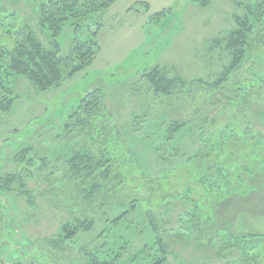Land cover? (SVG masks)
I'll use <instances>...</instances> for the list:
<instances>
[{
	"label": "rangeland",
	"instance_id": "1",
	"mask_svg": "<svg viewBox=\"0 0 264 264\" xmlns=\"http://www.w3.org/2000/svg\"><path fill=\"white\" fill-rule=\"evenodd\" d=\"M201 1L206 6L195 0H115L99 30L85 28L81 34L88 39L96 31L100 47L89 67L47 92L37 91L24 77L12 79L17 99L9 113L0 112V176L17 174L25 186L0 192V264H85L78 247L102 230L105 219L127 211L133 199L135 211L113 227L114 250L121 246L120 235L128 241L123 264L145 243L151 244V222L168 246L166 264H225L227 256L218 257L188 237L176 238L177 216L190 211L176 196L186 189L213 232L254 236L263 246L264 264V89L256 83L264 78V48L257 49L234 79L239 87L254 86L243 99L235 98L232 81L222 93L191 85L167 98L154 95L142 78L155 67L187 82H210L219 74L228 56L216 40L235 27L233 18L243 9L238 0ZM40 2L0 0V46L11 48L16 36L10 32L26 24L49 48L36 27ZM10 13L15 18L3 19ZM72 36L66 26L57 39L61 56L67 54ZM94 90L103 106L94 127L67 132L70 111ZM173 123L182 125L179 133L171 132ZM246 125V139L229 141L207 161L215 157L231 175L237 174L231 193L207 195L197 181L199 164L186 165L201 145L199 137L209 140L227 126L242 135ZM25 148L29 154L20 161L16 155ZM86 148L96 156L102 151L113 154L116 170L111 173H119L104 192L96 193L94 211L82 196L88 184L73 180L66 164L74 152ZM73 218L92 219L95 226L66 251L52 250L48 242L59 225Z\"/></svg>",
	"mask_w": 264,
	"mask_h": 264
},
{
	"label": "trees",
	"instance_id": "2",
	"mask_svg": "<svg viewBox=\"0 0 264 264\" xmlns=\"http://www.w3.org/2000/svg\"><path fill=\"white\" fill-rule=\"evenodd\" d=\"M195 1L203 7L207 3L201 0ZM114 2L115 0H41L36 10V27L45 35L49 48L40 42L36 31L26 24L10 32L16 36L13 46L11 48L0 46V112L9 113L17 99L11 88L13 78L24 77L37 91L47 92L58 88L67 78L89 67L100 52V47L94 40L96 31L101 26L106 10ZM237 4L243 9V14L234 16L235 27L224 38L216 40L218 46H221L222 51L228 56V62L219 74L210 82L202 80L187 82L178 75H170L166 68L155 67L142 75L154 95L168 98L177 90L187 92L191 85L203 86L210 91L222 93L231 81L235 87L236 99H241L249 90H253V84L248 83L246 87H239L237 83H234V79L244 64L254 56L257 49L264 48V0H238ZM145 7L148 10L147 4ZM163 14L164 12L154 16L159 18ZM7 18L13 19L15 15L10 13L3 17V19ZM88 21L90 24L86 23ZM66 26L71 28L73 36L67 54L61 56L57 39ZM85 28L87 32L91 28H95L96 31L92 32L88 39H83L81 34ZM256 83L258 88L264 89V78H258ZM102 110L99 91L94 90L86 94L70 111L66 131H88L94 127L96 116ZM170 127L171 132L179 133L182 125L173 123ZM230 129L231 127L227 126L219 130L209 140H205L201 135L200 147L186 161V165L199 164L197 181L207 195L230 194L233 189L232 181L237 180V174L231 175L215 157L211 163L207 162L210 156L219 154L229 141L244 140L246 135H249L248 125L245 126L242 135ZM257 136L263 139L261 134ZM102 148L99 147L101 150ZM27 154L29 149L25 148L19 150L16 156L21 159L20 161H25ZM112 156L113 154L106 151L99 152L96 156L86 148L83 152L80 150L74 152L67 159L69 176L79 183L88 184V189L83 191L82 196L88 202L89 210H95L96 193L104 192L110 180L115 182V178L112 177L119 175L117 172H113L115 175L111 173L113 169L116 170L115 159ZM144 178L153 184V180ZM116 185L119 186L120 181ZM13 186L24 188L25 185L20 176L17 174L0 176V192L7 193ZM20 192L26 194L21 190ZM190 193V190L186 189L176 196V200L188 203L187 205L190 206V211L181 212L177 216L176 224L179 230L177 231L179 234H176L177 239L183 240L188 237L194 244L201 245L202 249L214 250L218 257L227 256L228 260L225 264H263V246L259 245L260 242H257L254 236H234L228 232H213L209 229V222L204 221L202 208L190 201ZM136 207L137 200L133 199L127 211L119 213L114 218L105 219L102 230L86 245L78 247V254L85 264H123L121 258L126 252L128 241L120 235L118 242H121V246L114 250L116 243L113 242L115 239L113 227L122 223L131 212L135 211ZM94 226L95 221L88 218H73L62 222L55 239L50 240L48 244L52 250L64 252L66 246H74L78 237L89 234ZM150 230L153 241L151 244L145 243L139 251L132 253L128 264H166L168 246L163 241V237L159 236V230L156 229L154 222L150 223ZM156 254H160V257ZM99 255H102V259ZM20 261L18 260L15 264H21Z\"/></svg>",
	"mask_w": 264,
	"mask_h": 264
}]
</instances>
